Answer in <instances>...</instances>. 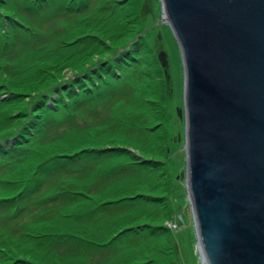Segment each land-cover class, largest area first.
Listing matches in <instances>:
<instances>
[{"label": "rangeland", "instance_id": "374dc122", "mask_svg": "<svg viewBox=\"0 0 264 264\" xmlns=\"http://www.w3.org/2000/svg\"><path fill=\"white\" fill-rule=\"evenodd\" d=\"M183 82L160 0H0V264H201Z\"/></svg>", "mask_w": 264, "mask_h": 264}, {"label": "water", "instance_id": "95a60500", "mask_svg": "<svg viewBox=\"0 0 264 264\" xmlns=\"http://www.w3.org/2000/svg\"><path fill=\"white\" fill-rule=\"evenodd\" d=\"M183 65L201 264H264V0H160ZM158 61L167 78L164 52Z\"/></svg>", "mask_w": 264, "mask_h": 264}, {"label": "trees", "instance_id": "16d2710c", "mask_svg": "<svg viewBox=\"0 0 264 264\" xmlns=\"http://www.w3.org/2000/svg\"><path fill=\"white\" fill-rule=\"evenodd\" d=\"M134 165V164H133ZM128 172H132L129 168H124L123 170H122V173H123V175H126ZM109 177H112V176H109ZM116 177V176H115ZM77 256L75 255V254H73V256H72V258L74 259V258H76Z\"/></svg>", "mask_w": 264, "mask_h": 264}]
</instances>
